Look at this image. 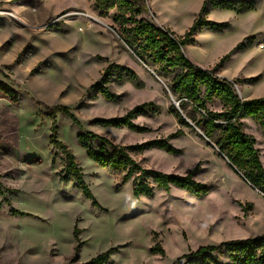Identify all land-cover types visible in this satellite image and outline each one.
Listing matches in <instances>:
<instances>
[{"label": "rangeland", "instance_id": "374dc122", "mask_svg": "<svg viewBox=\"0 0 264 264\" xmlns=\"http://www.w3.org/2000/svg\"><path fill=\"white\" fill-rule=\"evenodd\" d=\"M205 1L146 0L148 9L140 18L182 36ZM232 1L231 9L208 3L205 18L227 25L202 29L195 44L186 46V56L230 81L255 78L234 87L242 99L261 98L264 0ZM94 2L0 0V264H88L110 249L115 250L106 264H173L202 246L264 234V194L197 128L180 124L170 113L178 102L165 83L126 50L112 17H101ZM5 11H15V17ZM239 44L245 47L236 49ZM112 63L131 68L142 85L112 80L110 90L118 98L108 101L92 85L101 82ZM147 102L159 109L133 120L145 128L142 132L95 123ZM57 105L67 106L80 122L79 127L58 113L57 138L82 167L98 206L74 182L61 179L65 156L50 141L54 119L45 108ZM210 108L220 110L217 103ZM81 129L123 146L168 139L181 129L184 135L169 140L178 154L151 148L131 155L165 173L187 175L198 167L195 179L209 190L195 196L172 187L136 197L133 180L120 186V176L87 155L78 140ZM244 130L256 139L264 164V128L247 120ZM154 247L164 253L153 252Z\"/></svg>", "mask_w": 264, "mask_h": 264}, {"label": "trees", "instance_id": "16d2710c", "mask_svg": "<svg viewBox=\"0 0 264 264\" xmlns=\"http://www.w3.org/2000/svg\"><path fill=\"white\" fill-rule=\"evenodd\" d=\"M209 2L220 9H231L234 5L232 0H206L198 17L182 36L140 18L148 9L146 0H95L94 8L101 17H112L114 24L117 25L115 30L126 50L165 83L178 102V109L172 104L170 113L175 115L179 123L197 128L252 188L264 194V164L261 153L256 147V139L244 130L246 119H252L264 128V96L242 99L234 87L236 82H252L255 78L230 81L220 77L214 69H205L193 64L185 53L186 46L195 44V36L202 29H221L227 25L205 18L204 13L208 12L206 7ZM244 47V44H239L236 49ZM231 54L224 56L221 64L217 66L221 67ZM112 80L121 84L131 82L137 87L142 85L141 79L131 68L115 63L109 64L101 82L92 85L108 101H115L118 98V95L110 90ZM13 92L10 88L6 89V93L11 97L14 96ZM213 103L220 106L219 111L210 108ZM45 108L54 119L50 141L54 145V150L61 151L65 156L64 167L60 171L61 179L74 182L84 196L93 205L98 206L97 199L84 179L82 167L76 162L68 146L57 138L58 113L66 114L80 127L79 120L67 106ZM158 109L156 104L147 102L135 106L123 116L97 118L95 123L104 127H125L142 132L145 128L133 120L140 115L154 114ZM182 135L184 131L179 129L168 139L123 146L95 132L81 129L78 140L96 164L121 177L120 186L133 180L132 190L136 197H151L155 190L168 192L172 187L184 189L195 196L205 195L209 190L208 186L195 179L198 167L187 175L165 173L142 166L131 155L133 152L151 148L178 154L179 150L169 140ZM94 142L99 143L97 148ZM12 212L24 215L18 210L12 209ZM114 250L106 251L88 264H106ZM152 251L164 253L160 247L158 249L154 247ZM223 260H226V263H223ZM173 264H264V234L225 240L216 246H202L190 254L178 257Z\"/></svg>", "mask_w": 264, "mask_h": 264}, {"label": "built area", "instance_id": "2783aa9c", "mask_svg": "<svg viewBox=\"0 0 264 264\" xmlns=\"http://www.w3.org/2000/svg\"><path fill=\"white\" fill-rule=\"evenodd\" d=\"M6 15H8L9 17H15V14L13 11H5L4 12Z\"/></svg>", "mask_w": 264, "mask_h": 264}, {"label": "crops", "instance_id": "0c3cea01", "mask_svg": "<svg viewBox=\"0 0 264 264\" xmlns=\"http://www.w3.org/2000/svg\"><path fill=\"white\" fill-rule=\"evenodd\" d=\"M15 12V11H14ZM185 53H186V51H185ZM205 69H209V68H205ZM211 69V68H210ZM218 75L220 76V77H223L222 75H221V73H218ZM224 78V77H223ZM231 80V79H230ZM246 99H250V96H247V97H245ZM247 120H252V119H246L245 120V122L247 121Z\"/></svg>", "mask_w": 264, "mask_h": 264}, {"label": "bare ground", "instance_id": "6f19581e", "mask_svg": "<svg viewBox=\"0 0 264 264\" xmlns=\"http://www.w3.org/2000/svg\"><path fill=\"white\" fill-rule=\"evenodd\" d=\"M30 250H31V251H34L35 249H33V248H30ZM30 250H28V251H30ZM26 252H27V251H26ZM30 259H32V258H30Z\"/></svg>", "mask_w": 264, "mask_h": 264}, {"label": "water", "instance_id": "95a60500", "mask_svg": "<svg viewBox=\"0 0 264 264\" xmlns=\"http://www.w3.org/2000/svg\"><path fill=\"white\" fill-rule=\"evenodd\" d=\"M154 73V72H153ZM240 96V95H239ZM241 97V96H240ZM215 147V145H213Z\"/></svg>", "mask_w": 264, "mask_h": 264}]
</instances>
